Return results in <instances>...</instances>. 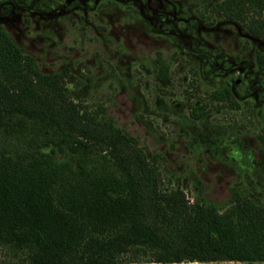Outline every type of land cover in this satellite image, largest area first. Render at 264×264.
I'll return each instance as SVG.
<instances>
[{
	"label": "trees",
	"instance_id": "16d2710c",
	"mask_svg": "<svg viewBox=\"0 0 264 264\" xmlns=\"http://www.w3.org/2000/svg\"><path fill=\"white\" fill-rule=\"evenodd\" d=\"M219 9L264 41V0ZM73 81L0 28V264H264V206L191 202L138 138L71 99Z\"/></svg>",
	"mask_w": 264,
	"mask_h": 264
},
{
	"label": "rangeland",
	"instance_id": "374dc122",
	"mask_svg": "<svg viewBox=\"0 0 264 264\" xmlns=\"http://www.w3.org/2000/svg\"><path fill=\"white\" fill-rule=\"evenodd\" d=\"M224 2L0 0V27L43 72L68 69L71 99L138 138L191 202L264 206V41Z\"/></svg>",
	"mask_w": 264,
	"mask_h": 264
},
{
	"label": "flooded vegetation",
	"instance_id": "af4514ba",
	"mask_svg": "<svg viewBox=\"0 0 264 264\" xmlns=\"http://www.w3.org/2000/svg\"><path fill=\"white\" fill-rule=\"evenodd\" d=\"M1 28V27H0ZM240 65H243V63H241ZM247 69L244 70V73H246Z\"/></svg>",
	"mask_w": 264,
	"mask_h": 264
}]
</instances>
